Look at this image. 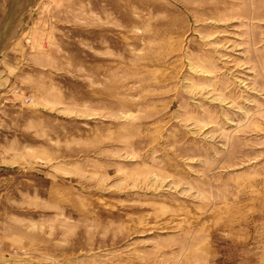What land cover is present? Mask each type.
Returning a JSON list of instances; mask_svg holds the SVG:
<instances>
[{
	"label": "rangeland",
	"instance_id": "rangeland-1",
	"mask_svg": "<svg viewBox=\"0 0 264 264\" xmlns=\"http://www.w3.org/2000/svg\"><path fill=\"white\" fill-rule=\"evenodd\" d=\"M0 264H264V0H0Z\"/></svg>",
	"mask_w": 264,
	"mask_h": 264
}]
</instances>
